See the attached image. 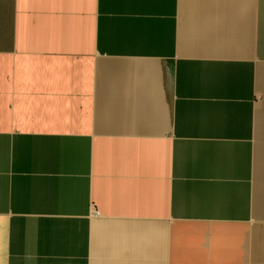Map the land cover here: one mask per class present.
Instances as JSON below:
<instances>
[{"label": "crops", "instance_id": "1", "mask_svg": "<svg viewBox=\"0 0 264 264\" xmlns=\"http://www.w3.org/2000/svg\"><path fill=\"white\" fill-rule=\"evenodd\" d=\"M0 264H264V0H0Z\"/></svg>", "mask_w": 264, "mask_h": 264}]
</instances>
